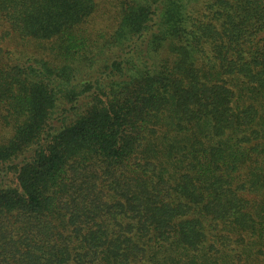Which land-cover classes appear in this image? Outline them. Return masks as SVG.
<instances>
[{
  "label": "trees",
  "instance_id": "1",
  "mask_svg": "<svg viewBox=\"0 0 264 264\" xmlns=\"http://www.w3.org/2000/svg\"><path fill=\"white\" fill-rule=\"evenodd\" d=\"M0 264H264V0H0Z\"/></svg>",
  "mask_w": 264,
  "mask_h": 264
}]
</instances>
